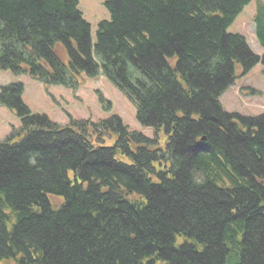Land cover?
Here are the masks:
<instances>
[{
  "label": "trees",
  "instance_id": "16d2710c",
  "mask_svg": "<svg viewBox=\"0 0 264 264\" xmlns=\"http://www.w3.org/2000/svg\"><path fill=\"white\" fill-rule=\"evenodd\" d=\"M250 1L108 0L92 40L78 0H0L1 71L74 90L100 75L153 132L59 125L0 87L20 123L0 141V264H264V112L219 101L264 66L228 32ZM254 24L264 51L263 5Z\"/></svg>",
  "mask_w": 264,
  "mask_h": 264
},
{
  "label": "rangeland",
  "instance_id": "374dc122",
  "mask_svg": "<svg viewBox=\"0 0 264 264\" xmlns=\"http://www.w3.org/2000/svg\"><path fill=\"white\" fill-rule=\"evenodd\" d=\"M108 0H78V10L83 20L89 25L90 36L94 40L98 22L109 20L105 7ZM264 0H251L236 16L228 27V32L238 33L245 37L250 49L257 55L264 53L255 38L254 18L257 6ZM10 83H20L23 88L22 103L31 114H41L52 122L66 125L70 120H90L98 122L117 116L131 131L140 132L152 138V129L141 126L135 116V107L125 95L106 78L98 75L95 78H83L74 89L64 86H44L28 75H13L0 70V87ZM99 96L108 102L104 108ZM222 109L229 113L245 116H257L264 112V66L255 65L246 75L236 79L219 99ZM106 105V104H105ZM19 120L5 106L0 105V141L12 130L19 127ZM107 141V145H111Z\"/></svg>",
  "mask_w": 264,
  "mask_h": 264
}]
</instances>
